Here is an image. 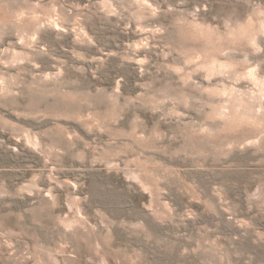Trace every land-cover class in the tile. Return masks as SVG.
<instances>
[{"label": "rangeland", "instance_id": "obj_1", "mask_svg": "<svg viewBox=\"0 0 264 264\" xmlns=\"http://www.w3.org/2000/svg\"><path fill=\"white\" fill-rule=\"evenodd\" d=\"M0 264H264V0H0Z\"/></svg>", "mask_w": 264, "mask_h": 264}]
</instances>
